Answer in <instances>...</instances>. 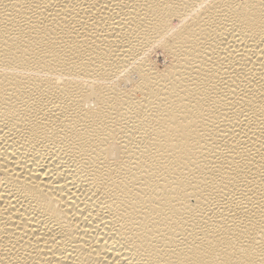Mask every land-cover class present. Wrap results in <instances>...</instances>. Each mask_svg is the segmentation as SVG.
<instances>
[{
    "label": "bare ground",
    "instance_id": "obj_1",
    "mask_svg": "<svg viewBox=\"0 0 264 264\" xmlns=\"http://www.w3.org/2000/svg\"><path fill=\"white\" fill-rule=\"evenodd\" d=\"M0 264H264V0H0Z\"/></svg>",
    "mask_w": 264,
    "mask_h": 264
},
{
    "label": "rangeland",
    "instance_id": "obj_2",
    "mask_svg": "<svg viewBox=\"0 0 264 264\" xmlns=\"http://www.w3.org/2000/svg\"><path fill=\"white\" fill-rule=\"evenodd\" d=\"M135 91H136V90H135ZM137 92H138V93H137ZM135 94H136V95H139V94H140V91L137 90V91L135 92Z\"/></svg>",
    "mask_w": 264,
    "mask_h": 264
}]
</instances>
